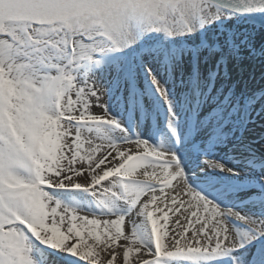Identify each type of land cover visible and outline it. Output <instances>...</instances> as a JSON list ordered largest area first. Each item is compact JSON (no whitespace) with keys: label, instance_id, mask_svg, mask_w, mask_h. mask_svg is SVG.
Instances as JSON below:
<instances>
[{"label":"snow or ice","instance_id":"snow-or-ice-1","mask_svg":"<svg viewBox=\"0 0 264 264\" xmlns=\"http://www.w3.org/2000/svg\"><path fill=\"white\" fill-rule=\"evenodd\" d=\"M244 60L264 0H0V264H264Z\"/></svg>","mask_w":264,"mask_h":264},{"label":"bare ground","instance_id":"bare-ground-1","mask_svg":"<svg viewBox=\"0 0 264 264\" xmlns=\"http://www.w3.org/2000/svg\"><path fill=\"white\" fill-rule=\"evenodd\" d=\"M259 37H257V42L259 43ZM234 79L241 81L240 86H243V82H247L249 88L259 89L264 87V70L261 69L259 63L253 64V62L244 60L241 62L239 67H235L231 72ZM259 147L260 145H255Z\"/></svg>","mask_w":264,"mask_h":264},{"label":"rangeland","instance_id":"rangeland-1","mask_svg":"<svg viewBox=\"0 0 264 264\" xmlns=\"http://www.w3.org/2000/svg\"><path fill=\"white\" fill-rule=\"evenodd\" d=\"M257 147V146H256ZM260 147V146H259Z\"/></svg>","mask_w":264,"mask_h":264}]
</instances>
